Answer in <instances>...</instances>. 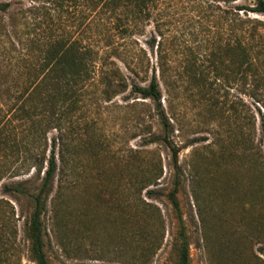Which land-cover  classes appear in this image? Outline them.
Returning <instances> with one entry per match:
<instances>
[{
	"label": "rangeland",
	"instance_id": "374dc122",
	"mask_svg": "<svg viewBox=\"0 0 264 264\" xmlns=\"http://www.w3.org/2000/svg\"><path fill=\"white\" fill-rule=\"evenodd\" d=\"M4 1L1 163L22 165L27 148L43 153L41 140L29 144L21 110L33 103L40 112L26 95L48 43L75 42L94 56L71 121L46 134L47 144L60 129L72 138L55 151L40 216L48 264H175L181 229L189 264H264V14L249 10L256 0H151L138 16L119 0ZM237 41L248 57L239 72ZM153 75L159 103L132 91ZM45 165L40 175L0 179V264H36L26 228ZM17 183L23 192L6 189Z\"/></svg>",
	"mask_w": 264,
	"mask_h": 264
},
{
	"label": "trees",
	"instance_id": "16d2710c",
	"mask_svg": "<svg viewBox=\"0 0 264 264\" xmlns=\"http://www.w3.org/2000/svg\"><path fill=\"white\" fill-rule=\"evenodd\" d=\"M92 3L97 4L99 2L104 3L106 0H91ZM115 1V0H114ZM118 0H116L117 2ZM124 3L128 10V15L138 16L143 11V7H146L151 0H119ZM9 2H0V10L5 11L9 7ZM237 10L245 9L242 6H237ZM114 8V7H113ZM251 12L264 14V0H256L253 7L249 8ZM123 31H127L124 28ZM236 59L234 61L236 72L241 71L244 61L248 59L246 55V47L239 43H235ZM81 47V46H80ZM90 49H80L77 43L67 45L66 40L56 39L48 43V48L43 52V56L40 57V80L37 83H33L29 94L31 103L37 97L40 103V112L36 113V105L32 103L30 108L22 109L21 111L26 117L28 126L26 129L27 139L30 145L37 141L43 144V153L40 155V149L36 152L27 148L23 151V164L15 167L8 166L1 163L3 156L1 154L3 144L5 143V135L0 131V179L9 173L11 176L17 175L19 171H25L29 173L33 169L37 175H40L41 169L44 167L41 183L39 184L38 191L32 195L33 210L29 215L27 221L26 233L30 241V253L36 264H48L44 252V244L42 239V224L40 216L46 207V201L48 195L52 189L53 179L57 170V160L55 151L62 146L63 149H69L71 136L63 134L60 129L56 136L49 138V144H47V131L50 128H54L58 131L60 124L71 121L73 111L76 108V102L78 100V92L83 82L88 78V63L94 59ZM247 66H249V63ZM49 64H52L50 68ZM251 64V63H250ZM255 70V69H254ZM116 75V73H112ZM104 83H109V78L105 75ZM78 91V92H77ZM132 91L139 94L142 98H151L159 103L160 91L155 75H153L147 86L133 85ZM60 105V106H59ZM60 107V116H56L55 110ZM158 113L164 129L168 127V123L164 118L162 110L159 108ZM17 109H15L11 115L14 116ZM48 111L47 114L45 112ZM6 113H3V115ZM37 114V115H36ZM4 117V116H3ZM165 143H168L164 138ZM49 146V154L46 158V149ZM173 157L176 158L177 151L172 150ZM23 169V170H20ZM21 183H17L15 186L7 187L8 190H15L23 192ZM20 186V187H19ZM175 190V189H174ZM171 201L175 207L177 203L175 201L173 193L171 194ZM175 264H189L188 245L186 242L185 234L181 229L179 231V246H178V258Z\"/></svg>",
	"mask_w": 264,
	"mask_h": 264
}]
</instances>
